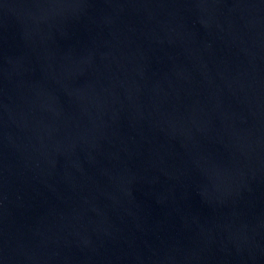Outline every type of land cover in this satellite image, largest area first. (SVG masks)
<instances>
[{"label":"water","instance_id":"1","mask_svg":"<svg viewBox=\"0 0 264 264\" xmlns=\"http://www.w3.org/2000/svg\"><path fill=\"white\" fill-rule=\"evenodd\" d=\"M0 264H264V0H0Z\"/></svg>","mask_w":264,"mask_h":264}]
</instances>
